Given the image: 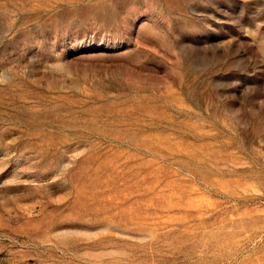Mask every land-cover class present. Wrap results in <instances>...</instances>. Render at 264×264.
I'll return each instance as SVG.
<instances>
[{
  "label": "rangeland",
  "instance_id": "374dc122",
  "mask_svg": "<svg viewBox=\"0 0 264 264\" xmlns=\"http://www.w3.org/2000/svg\"><path fill=\"white\" fill-rule=\"evenodd\" d=\"M0 264H264V0H0Z\"/></svg>",
  "mask_w": 264,
  "mask_h": 264
}]
</instances>
